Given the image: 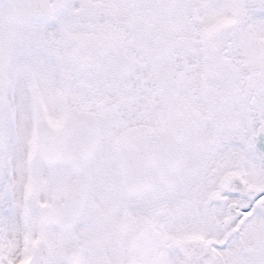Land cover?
<instances>
[{"label": "snow or ice", "instance_id": "snow-or-ice-1", "mask_svg": "<svg viewBox=\"0 0 264 264\" xmlns=\"http://www.w3.org/2000/svg\"><path fill=\"white\" fill-rule=\"evenodd\" d=\"M0 264H264V0H0Z\"/></svg>", "mask_w": 264, "mask_h": 264}]
</instances>
